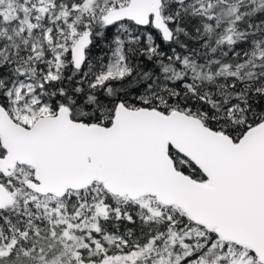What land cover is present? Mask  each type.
<instances>
[{
	"label": "snow or ice",
	"instance_id": "obj_1",
	"mask_svg": "<svg viewBox=\"0 0 264 264\" xmlns=\"http://www.w3.org/2000/svg\"><path fill=\"white\" fill-rule=\"evenodd\" d=\"M0 264H264V0H0Z\"/></svg>",
	"mask_w": 264,
	"mask_h": 264
}]
</instances>
